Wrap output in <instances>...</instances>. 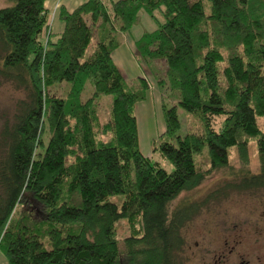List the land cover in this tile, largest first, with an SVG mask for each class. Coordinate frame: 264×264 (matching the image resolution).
I'll use <instances>...</instances> for the list:
<instances>
[{
  "label": "trees",
  "instance_id": "1",
  "mask_svg": "<svg viewBox=\"0 0 264 264\" xmlns=\"http://www.w3.org/2000/svg\"><path fill=\"white\" fill-rule=\"evenodd\" d=\"M2 1L0 75L26 91L1 131L0 250L9 264H182L181 229L197 210L171 208L182 191L228 168L231 151L241 164L233 189L264 188V0H86L59 6V34L48 31L46 0ZM156 10L163 20L135 49L165 62L156 84L203 125L178 135L176 106L164 108L153 152L171 172L139 149L134 107L147 78L129 82L112 58L117 31ZM88 80L93 92L82 99ZM64 82L66 94H55ZM101 95H112L103 124ZM204 151L207 169L195 158ZM122 220L130 233L121 239Z\"/></svg>",
  "mask_w": 264,
  "mask_h": 264
},
{
  "label": "rangeland",
  "instance_id": "2",
  "mask_svg": "<svg viewBox=\"0 0 264 264\" xmlns=\"http://www.w3.org/2000/svg\"><path fill=\"white\" fill-rule=\"evenodd\" d=\"M46 1L50 17L54 22L53 30L55 27H60V24L63 27L64 23L58 16V8L62 3L70 4L71 0ZM83 1L85 2V0L76 2ZM4 5V1L0 0V7ZM208 5L205 2L206 10H208ZM157 19L160 22L163 20L158 10L154 11V16L141 12L138 21L130 31H117L116 38L121 42L123 36H127L134 42L144 32L155 30L159 25ZM57 21L60 23L59 26ZM125 48L122 46L119 52V67L123 71L122 75L129 82H135L134 80L138 77H146L149 82L148 91H151L148 97L147 91L146 98L134 107L138 125L139 149L152 161L171 172L174 166L158 151L153 152L154 142L157 143L166 128L164 108L176 106L180 124L177 130L178 135L200 132L203 128L202 122L198 116L178 105V99L170 88L158 87L156 84V79L165 75L166 64L163 60H143L139 57L135 45L131 50V56L126 55ZM68 87L69 83L64 82L61 86L53 87L52 91L63 96ZM92 92V82L88 80L82 91V99L88 98ZM25 97L26 91L23 87L17 86L14 81L7 80L0 75V143L4 123L13 121L17 103ZM111 102L112 95L99 97L97 112L101 124L109 119ZM222 119L223 117H215L212 120L215 129L219 128ZM259 125L264 130V118L259 119ZM46 137L47 134H44L43 138L46 139ZM248 153L251 164L249 170L255 173L259 169V163L253 144L249 147ZM195 158L200 168L209 167L205 151L196 155ZM230 159L228 168L210 173L200 185L191 190L182 191L171 203V208L183 204H194L197 208L193 217L181 229L184 245L179 252V257L182 264H238L239 261L246 262V264H264V188L233 189L234 183L239 181L237 171L241 164L235 151L230 152ZM116 229L117 235L122 239L130 233V224L126 220L119 221ZM225 240L228 241L227 245ZM232 245L235 248L234 255H228L219 260L218 252L223 248L227 252ZM0 264H9L1 250Z\"/></svg>",
  "mask_w": 264,
  "mask_h": 264
},
{
  "label": "crops",
  "instance_id": "3",
  "mask_svg": "<svg viewBox=\"0 0 264 264\" xmlns=\"http://www.w3.org/2000/svg\"><path fill=\"white\" fill-rule=\"evenodd\" d=\"M77 0H71L69 3L70 4H66V3H62L60 4V6L62 5L63 7H65L68 11H72L73 9H75L78 5H80L81 3L83 2H76ZM86 1V0H85ZM47 2V1H46ZM46 2H45V7L46 9L48 10V25H49V28H48V31L51 32L52 34H59L61 31H62V25L59 23V21H57V25L59 26L60 24V27H55V30H53V26H54V22L52 21L53 18L50 17V12H49V9L48 7L46 6ZM58 16H59V8H58ZM53 23V24H52ZM122 46H125L126 48L124 50H126L125 54L126 55H130L132 54L131 50H133L132 48H134V42L133 40H129L127 36H123V40L120 42L119 46L117 47L118 50L114 49V51L112 52V58H113V61L114 63L116 64V66L119 68V70L121 72H123L121 70V68L119 67V52H121V48ZM116 50V51H115ZM139 75V74H137ZM140 76V75H139ZM151 89V88H150ZM150 90L148 91V95L147 97L150 95Z\"/></svg>",
  "mask_w": 264,
  "mask_h": 264
},
{
  "label": "flooded vegetation",
  "instance_id": "4",
  "mask_svg": "<svg viewBox=\"0 0 264 264\" xmlns=\"http://www.w3.org/2000/svg\"><path fill=\"white\" fill-rule=\"evenodd\" d=\"M236 241H238V240H236ZM224 242H225L226 245L228 244V241L227 240H225ZM234 252H235V248H234L233 245L229 248V250L227 252L225 251V248H223V249H221V251L218 252L217 258L219 260H221V258H225L228 255H234ZM238 264H246V262L239 261Z\"/></svg>",
  "mask_w": 264,
  "mask_h": 264
}]
</instances>
